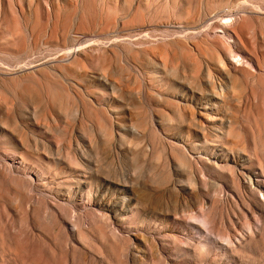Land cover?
Masks as SVG:
<instances>
[{"label":"rangeland","instance_id":"obj_1","mask_svg":"<svg viewBox=\"0 0 264 264\" xmlns=\"http://www.w3.org/2000/svg\"><path fill=\"white\" fill-rule=\"evenodd\" d=\"M0 264H264V0H0Z\"/></svg>","mask_w":264,"mask_h":264},{"label":"bare ground","instance_id":"obj_2","mask_svg":"<svg viewBox=\"0 0 264 264\" xmlns=\"http://www.w3.org/2000/svg\"><path fill=\"white\" fill-rule=\"evenodd\" d=\"M237 22V18L236 17H230V18H226V22L223 24L225 27L227 26V25H231V26H234L235 25V23ZM224 27V28H225ZM223 28V29H224ZM227 29H228V27H227ZM223 34L225 35V36H227V37H229V38H231V39H233L234 37L231 35V33L228 31V30H226V29H224L223 30ZM90 42H92V41H90ZM99 45V44H98ZM103 46V45H102ZM236 56H238V55H236ZM72 57V56H71ZM234 58H236L235 56H234ZM237 59H238V57H237ZM240 59L242 60V58H239L237 61L238 62H240ZM236 60V59H235ZM237 63V62H236ZM211 84H212V82H211ZM207 88V87H206ZM32 93H34L35 91H31ZM31 94V93H30ZM28 96V95H27ZM30 96V95H29ZM39 98V97H38ZM216 98V97H215ZM205 99V98H204ZM202 100H203V98H202ZM39 102H41L40 100H38ZM199 101V100H198ZM208 102V101H207ZM237 116V115H236ZM232 134V133H231ZM185 162V161H184Z\"/></svg>","mask_w":264,"mask_h":264}]
</instances>
